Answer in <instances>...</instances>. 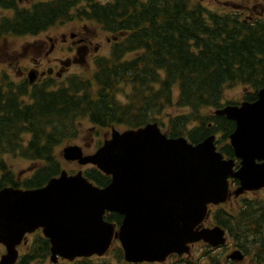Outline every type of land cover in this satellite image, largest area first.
<instances>
[{"label":"trees","instance_id":"16d2710c","mask_svg":"<svg viewBox=\"0 0 264 264\" xmlns=\"http://www.w3.org/2000/svg\"><path fill=\"white\" fill-rule=\"evenodd\" d=\"M86 1L79 11L92 10L84 16L115 37L108 53L94 58L92 76L73 77L54 88L49 83L29 90L24 84L21 115L8 111L14 115L0 122V137L13 139L7 142V151L16 150L14 140L23 134L22 156L39 163V171L24 186H38L59 174L62 160L55 149L77 135L84 119L104 129L138 128L156 121L169 136H187L194 143L218 132L217 148L227 158L234 157L228 136L235 122L204 111L239 104L224 101L225 90L238 85L248 89L243 100L257 98L264 84V14L246 17L245 22L243 14L252 6L222 12L211 10L203 0H112L103 5ZM79 3L41 1L19 15L16 32L35 33L68 20L70 9ZM120 93L125 103L118 100ZM4 107L0 99V108ZM168 108L175 112L169 114ZM84 175L99 186L110 182V176L95 166L85 168ZM242 201L233 215L223 207L212 214V223L226 228L248 258L245 263L226 264H264V200L243 197ZM105 218L119 225L122 215L110 212ZM110 256L58 264H128L117 241ZM177 258L174 264H201L191 256Z\"/></svg>","mask_w":264,"mask_h":264},{"label":"water","instance_id":"95a60500","mask_svg":"<svg viewBox=\"0 0 264 264\" xmlns=\"http://www.w3.org/2000/svg\"><path fill=\"white\" fill-rule=\"evenodd\" d=\"M214 114L235 122L228 136L234 157L217 149L215 133L193 143L169 136L157 122L122 131L113 127L93 153L84 154L77 144L65 146L66 161L94 165L111 176L110 182L100 187L82 170H63L40 188L4 189L0 242L7 253L0 264H13L15 245L37 228L50 239L52 262L102 256L114 240L133 264L188 254L198 241L223 245L225 229L203 225L209 205L264 187V84L255 100L227 104ZM231 178L239 182L233 190ZM106 212L122 215L117 229L104 218ZM229 258L242 260L244 254L234 250Z\"/></svg>","mask_w":264,"mask_h":264},{"label":"flooded vegetation","instance_id":"af4514ba","mask_svg":"<svg viewBox=\"0 0 264 264\" xmlns=\"http://www.w3.org/2000/svg\"><path fill=\"white\" fill-rule=\"evenodd\" d=\"M22 1L23 0H0V42L5 39H19L20 36L24 34L16 32L20 31L18 29V26L20 27L18 20L22 18L19 15L23 14L25 9L32 10L35 4L40 0L32 2L28 1L25 5L21 4ZM81 1L84 4L86 0ZM95 1L98 5L104 4L101 0ZM87 4L88 3L86 2V6ZM71 9H73L71 10L72 12L76 11L73 14H76L79 18L78 26L69 30L56 32L54 35L46 34L42 38L39 37L40 34L47 32L52 26L46 27L35 33H27L30 35L33 34L39 39L35 48V55H29V49L34 47L32 44H27L20 54L21 58H27V65H23L18 61L14 63L13 70H8L5 66L0 68V99L2 101V106H5L4 108H0V110H2V112H0V122H7L9 117L14 115L12 113L8 114V111L14 110L17 117L21 115L18 114V110H20L19 106H22L24 101V84H26L29 90H31L36 86L62 80L70 73L69 70L74 64L86 62V59L91 56V48L95 39L101 35L100 30L103 31L102 26L98 21L94 19H86L84 16L85 13L91 12L92 10L81 13L82 11H79L77 8ZM80 14L83 15L80 16ZM251 14L259 16L256 7L253 8V11L244 14V16L250 17ZM81 22H84V24H81ZM65 23L66 21H61L60 25ZM90 23L92 26H90ZM106 35L108 36L106 37V41H109L110 37L108 33H106ZM94 49L96 48L94 47ZM96 56H98V54L92 55L91 61L94 60ZM30 74H32V78L30 77ZM13 101L14 103L12 105L8 104ZM14 105L17 106V108H13ZM23 140V134L19 133L14 140V142L17 143L16 150L14 152H9L7 151L6 144L7 142L13 141V139L9 137H0V144H2L0 146V192L7 188H31L24 186L25 181L32 178L39 171L38 165L30 167L28 170H24L18 169V166L13 162V160L23 159ZM237 164L238 161L236 165ZM50 178L43 179L42 182L35 187L39 188L44 186ZM226 204H228V202ZM226 204L223 205V212L230 215H233V213H235L242 205L238 202L236 207L232 206V208H227ZM229 204L233 205V202H229ZM226 237L227 241L224 245L219 247L206 245V248L208 249L206 254L207 264H215V262L226 264L229 261L237 263L236 260L229 258V255L234 250L241 248L232 241L233 238L227 229ZM229 244H231L232 247L228 248ZM223 248H228L227 250H230V252L223 254L221 258H218L219 255L215 257L213 253ZM15 250L17 255L13 264H49L47 263V260H49L48 262H50V264H54L50 259L51 242L50 239L44 235L42 228L26 232L21 241L15 245ZM6 253V244L0 242V259L2 255ZM93 258L97 259L98 257L95 256ZM213 258H216V261H212ZM198 260L203 264L202 261H200V258H198ZM60 261L67 262V260L64 259H60Z\"/></svg>","mask_w":264,"mask_h":264},{"label":"rangeland","instance_id":"374dc122","mask_svg":"<svg viewBox=\"0 0 264 264\" xmlns=\"http://www.w3.org/2000/svg\"><path fill=\"white\" fill-rule=\"evenodd\" d=\"M32 2V1H37V0H23L21 4L25 5L27 2ZM103 2H109V0H101ZM203 4L207 7H209L211 10L214 11H222V12H231L233 10H240L239 7L242 6H247L251 7L253 5L257 6L258 10L264 11V0H203ZM76 11H74L73 13H75ZM250 14V13H249ZM72 15V14H71ZM81 24H84V22H81ZM87 24L89 25V23L87 22ZM79 25V18L75 17V16H71V20H69L68 22L66 21L65 24H57L52 26L51 28L48 29L47 32L40 34V38H42L43 36H45L46 34H51L54 35L56 34V32H61V31H65V30H69L71 28H74L76 26ZM90 26H92V24L90 23ZM89 26V27H90ZM91 30V29H89ZM89 34V32H88ZM91 34V33H90ZM100 36L97 37L95 39V42L91 48V56L88 57L86 59V62L83 63H76L74 64L70 70H69V74H67L60 82H55L57 85H66L65 83H68V81L70 79H72L73 77H80L83 76L85 78H90L93 74L94 71V61L92 59V55L94 54H98V55H103L108 53L110 46L113 43V39L111 37V33L108 34L110 39L109 41H106V37H108L106 35V33L104 31L100 30ZM39 41L38 37H35V35L33 34H23L22 36H20V38H16V39H5L2 40L0 42V68L3 66H5L8 70H13V65L15 62L20 61L21 64L23 65H27V58L26 57H22L21 58V51L22 49L27 45V44H32L34 48H30L29 49V55H35V48L37 46V42ZM98 46V47H97ZM94 47L96 49H94ZM72 76V77H71ZM70 79L66 80V78ZM247 88L242 86V85H238L236 87L230 88V89H226L224 92V101H235V102H240L243 100L244 96L246 95L247 92ZM126 97H124L123 93H120L118 95V100L121 101V103H125ZM169 112V114H173L175 112L174 108H168L167 110ZM182 112V110H176V113H180ZM204 113L206 114H212L213 110L212 109H206L204 111ZM168 118L165 117V122H167ZM119 130H123L124 127H118ZM162 129L165 131V127L163 126ZM110 133V128L109 129H104V128H99L96 125L92 124L88 119H84L82 120V122H79V129H78V133L74 138H71L69 140H66L63 144L58 145V147H56L55 149V153L58 156H61V150L63 149L64 146L68 145V144H78L81 147H83V150L85 153H90L92 151L95 150L97 143L101 142L106 136H108ZM218 135V133H217ZM61 160L62 157H61ZM13 162L18 166V169H24V170H28L30 167L32 166H36L37 164L34 162H31L27 159H19V160H13ZM39 165V164H38ZM66 169L67 171H77L80 168H84L79 166L77 163L74 162H65L64 160L62 161V169ZM245 197L247 199H254V198H260L262 200H264V189L259 190L257 192H251V193H244L242 196L234 198L232 197L229 201L228 204H226L227 208H232L237 206V203L240 202L242 204V198ZM229 202H233L232 204H229ZM222 207V205L219 206H215L213 207L214 209H218ZM224 208V206H223ZM212 210V211H213ZM212 217V214H211ZM205 225H211L210 221L209 222H205ZM232 244V243H231ZM229 244L228 248L232 247V245ZM114 245V244H113ZM112 245L111 249L114 247ZM227 248V249H228ZM111 249L110 252L108 254L105 255V258H110L111 256ZM227 249H221V250H217L214 254V256H218V258H221V256L223 254L229 253L230 250L228 251ZM207 248L201 244H195L192 248H191V253L193 254L194 257L196 256H203L205 255L207 252ZM184 257H187L186 255ZM178 258H172V259H168L166 261V263L168 264H173L176 263L178 260ZM49 260H47V263L50 264V262H48ZM206 261V260H205ZM165 264V263H163Z\"/></svg>","mask_w":264,"mask_h":264}]
</instances>
